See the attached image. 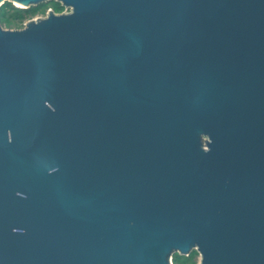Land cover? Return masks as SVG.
Masks as SVG:
<instances>
[{
	"label": "water",
	"instance_id": "water-1",
	"mask_svg": "<svg viewBox=\"0 0 264 264\" xmlns=\"http://www.w3.org/2000/svg\"><path fill=\"white\" fill-rule=\"evenodd\" d=\"M56 2L0 26V264H264V0Z\"/></svg>",
	"mask_w": 264,
	"mask_h": 264
},
{
	"label": "trees",
	"instance_id": "trees-1",
	"mask_svg": "<svg viewBox=\"0 0 264 264\" xmlns=\"http://www.w3.org/2000/svg\"><path fill=\"white\" fill-rule=\"evenodd\" d=\"M50 9L54 13H62L64 8L56 2L40 4L36 7L21 9L14 7L10 3H4L0 7V26L3 29L15 30L23 27V24L36 15H45L46 10ZM197 253L191 252L187 257L173 255L172 264H196Z\"/></svg>",
	"mask_w": 264,
	"mask_h": 264
},
{
	"label": "rangeland",
	"instance_id": "rangeland-1",
	"mask_svg": "<svg viewBox=\"0 0 264 264\" xmlns=\"http://www.w3.org/2000/svg\"><path fill=\"white\" fill-rule=\"evenodd\" d=\"M12 5H13L14 7L19 6L18 4H15V3H13ZM49 10H50V9H47V10H46V13H47V11H49ZM64 11H65V10H64ZM64 11H63V12H64ZM46 13H45V14H46ZM44 16H45V15H36V16H34L33 18H42V17H44ZM20 29H21V28H20ZM195 260H196V264H197V263H198V256H196V259H195Z\"/></svg>",
	"mask_w": 264,
	"mask_h": 264
}]
</instances>
